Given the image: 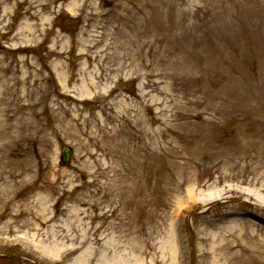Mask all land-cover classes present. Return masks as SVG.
Here are the masks:
<instances>
[{
  "label": "rangeland",
  "instance_id": "1",
  "mask_svg": "<svg viewBox=\"0 0 264 264\" xmlns=\"http://www.w3.org/2000/svg\"><path fill=\"white\" fill-rule=\"evenodd\" d=\"M4 103L23 106L28 130L0 139V264H68L86 251L92 261L78 264H134L139 246L145 263L165 264L178 227L183 264H264V0H0ZM205 107L222 109L203 115L215 120L205 132L255 185L227 182L219 198L214 168L192 160L185 132ZM15 165L23 174L5 180ZM38 195L56 217L31 243L34 226L8 225ZM79 198L98 200L97 217L70 227ZM66 235L77 236L72 253L35 247Z\"/></svg>",
  "mask_w": 264,
  "mask_h": 264
},
{
  "label": "bare ground",
  "instance_id": "2",
  "mask_svg": "<svg viewBox=\"0 0 264 264\" xmlns=\"http://www.w3.org/2000/svg\"><path fill=\"white\" fill-rule=\"evenodd\" d=\"M2 102V101H1ZM3 104V103H2ZM6 104V105H5ZM209 108L205 107L200 112L196 114V116L202 117V126L189 121L190 124L196 125L197 129L191 132H185V136H189L190 138H193V142L195 145V148L193 149L194 154L198 155L200 157L199 160H195V157H192V160L195 162V164L199 163H205L208 167H213L215 173H217V178L215 179L214 183L217 185L222 184L224 186L223 190H221L218 195L219 198H222L228 191L226 190H233V185H226L227 182H232L234 180L239 181L240 183H249L252 185H255L258 181V178L256 176H251L252 173L247 174H240L236 171V168L240 165V161L242 159L241 156H238V153L236 151H232L229 148L222 149V146L217 145L218 142L216 139L211 136L209 132H205L204 129H206V126L208 125H214L215 120L213 119H207L203 117V115L210 113V114H217L219 112H222L221 108H214L209 112ZM26 113L23 110V106L19 105V107L12 109L11 103H4V106H0V139H16V138H22L26 135V131L28 130V122L26 121L25 117ZM191 117V115H190ZM181 158L185 159V156L179 155ZM10 163V161H3V164L6 166ZM10 165V164H9ZM20 165V163H18ZM16 166L14 168H10L12 171L9 172L8 170L6 173H8V177L5 179L8 181L10 177H18L23 174L22 169L19 166ZM184 172L187 173L188 166H183ZM201 174L203 175L204 172L197 173V177L200 180ZM191 180H193V176L190 177ZM183 181V180H181ZM180 181V185L182 182ZM197 185H200L199 182H195ZM261 187L263 189L264 183L261 184ZM260 187V189H261ZM77 188V187H76ZM195 186H192V189L190 188V193L187 194L186 198L193 197ZM261 189V190H262ZM246 194H254L251 190H243ZM73 193V192H72ZM96 195V194H94ZM108 194L105 193L104 196H107ZM119 196H122L123 193H118ZM36 201L31 204L32 201L25 202L23 210H21L22 215H24L23 224L20 226L19 222L13 221L12 224L15 225L13 227L9 223L8 232L9 233H15L20 227H26V226H34L33 232H26V234H29V240L31 243H34L32 240L37 237V235H43L44 233H49V229L45 230L46 228H49V222L54 220L56 215L52 214V211L49 209L47 202L48 199L44 195H38V197H35ZM90 200V199H87ZM84 198H79L73 206H70V208H67L68 211V217L71 219V222L68 226H74L76 223L81 224L80 221L84 219H94L97 217V213H94L99 208V202L98 200L94 201H87ZM0 202H2V195H0ZM86 207V208H83ZM57 211L60 213L63 211V209L59 206L57 207ZM29 215H33L32 218H27ZM40 220V221H39ZM78 225V226H79ZM179 228V227H178ZM176 228L175 236L173 237L172 242H166L165 247L172 246L168 251V263L167 260L165 261V257L162 258V262L165 261V264H183V260L180 257L179 246L182 245V236L180 229ZM84 234V239L81 241H77L78 244L82 245L84 244L89 237L86 236L87 229L82 228L81 229ZM54 235L58 236L53 232ZM77 236L72 235H66L65 241L68 243H49L46 238H41L39 240V243L35 245V247L39 248V250L46 256H56L59 253L65 252L66 254L72 253L75 251V242H76ZM32 240H31V239ZM22 239H27L25 236ZM28 240V242H29ZM95 241V238L91 239V243ZM91 243L88 245V250L91 247ZM172 243V244H171ZM151 250V256L155 260L156 258V245H153L151 248L149 247V244L147 246ZM138 253L137 256H135V263L134 264H150L149 262L145 263V259H147L149 252L147 249H145L142 246H139L137 248ZM87 252V251H86ZM81 252L76 259L73 258L71 263L68 264H78L80 259L85 260L86 262L90 260L92 261L93 258H91L90 253ZM125 264H129L128 260H124Z\"/></svg>",
  "mask_w": 264,
  "mask_h": 264
},
{
  "label": "water",
  "instance_id": "3",
  "mask_svg": "<svg viewBox=\"0 0 264 264\" xmlns=\"http://www.w3.org/2000/svg\"><path fill=\"white\" fill-rule=\"evenodd\" d=\"M62 156H61V159L64 163L66 162H69L71 160V156H72V153H73V150L70 146H64L62 148Z\"/></svg>",
  "mask_w": 264,
  "mask_h": 264
}]
</instances>
